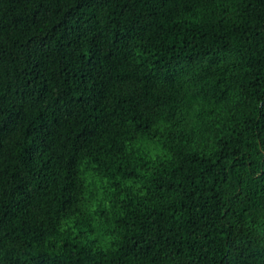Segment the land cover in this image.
I'll return each mask as SVG.
<instances>
[{"label": "trees", "instance_id": "16d2710c", "mask_svg": "<svg viewBox=\"0 0 264 264\" xmlns=\"http://www.w3.org/2000/svg\"><path fill=\"white\" fill-rule=\"evenodd\" d=\"M0 264H264V0H0Z\"/></svg>", "mask_w": 264, "mask_h": 264}]
</instances>
